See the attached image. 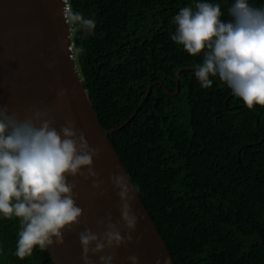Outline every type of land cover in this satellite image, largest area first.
Wrapping results in <instances>:
<instances>
[{
    "label": "trees",
    "instance_id": "trees-1",
    "mask_svg": "<svg viewBox=\"0 0 264 264\" xmlns=\"http://www.w3.org/2000/svg\"><path fill=\"white\" fill-rule=\"evenodd\" d=\"M198 2L231 19L234 0H68L95 23H69L74 62L102 127L124 126L109 139L174 263L264 264V107L218 76L201 87L203 54L171 39L174 17ZM20 230L0 215V264H54L47 247L16 256Z\"/></svg>",
    "mask_w": 264,
    "mask_h": 264
},
{
    "label": "clouds",
    "instance_id": "clouds-1",
    "mask_svg": "<svg viewBox=\"0 0 264 264\" xmlns=\"http://www.w3.org/2000/svg\"><path fill=\"white\" fill-rule=\"evenodd\" d=\"M229 15L231 19L223 21L220 5L209 2L183 7L174 17L171 39L193 57L203 54L195 73L201 87L210 88V76H218L249 109L264 107V8L234 0ZM65 17L73 25L95 27L92 19L67 9ZM59 95L65 96L66 90ZM55 123L47 108H33L24 118L0 108V215L20 219L15 253L20 259L36 247L62 244L65 231L81 224L83 209L69 177L90 179L93 195H103L94 163L102 150L89 144L73 120H66L59 130ZM110 179L119 198L120 221L114 222L109 214L98 221L102 232L85 225L78 233L84 264H94L93 256L99 264H114L116 250L130 239L138 222L128 178L114 173ZM129 260L135 264L136 257Z\"/></svg>",
    "mask_w": 264,
    "mask_h": 264
},
{
    "label": "water",
    "instance_id": "water-1",
    "mask_svg": "<svg viewBox=\"0 0 264 264\" xmlns=\"http://www.w3.org/2000/svg\"><path fill=\"white\" fill-rule=\"evenodd\" d=\"M66 9V0H0V108L17 113L20 118L33 108H47L54 115L58 130L71 119L89 144L102 150L94 163L103 195H93L90 179L69 177L76 184L75 199L83 209L82 222L65 231L62 244L54 243L47 250L54 264H84L78 233L85 225L94 232H102L104 228L98 221L109 214L114 222L120 221L119 198L110 179L115 173L129 180L133 189L131 208L138 222L130 239L116 250L114 264H132L129 257L133 256L135 264H175L109 139L124 126L105 130L90 102L85 81L74 62ZM62 90H66L63 97L59 95ZM150 91L151 88L146 99ZM122 231L126 235V230ZM91 259L99 264L97 256Z\"/></svg>",
    "mask_w": 264,
    "mask_h": 264
},
{
    "label": "built area",
    "instance_id": "built-area-1",
    "mask_svg": "<svg viewBox=\"0 0 264 264\" xmlns=\"http://www.w3.org/2000/svg\"><path fill=\"white\" fill-rule=\"evenodd\" d=\"M67 1H68V0H66V3H67ZM67 10L70 11V10H69V5H67Z\"/></svg>",
    "mask_w": 264,
    "mask_h": 264
}]
</instances>
